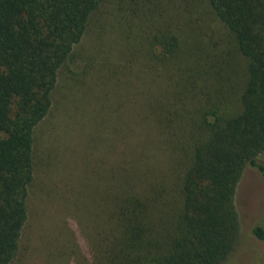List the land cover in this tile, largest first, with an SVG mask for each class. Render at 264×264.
Masks as SVG:
<instances>
[{"label":"trees","instance_id":"16d2710c","mask_svg":"<svg viewBox=\"0 0 264 264\" xmlns=\"http://www.w3.org/2000/svg\"><path fill=\"white\" fill-rule=\"evenodd\" d=\"M134 1L126 5L129 27L141 6ZM172 1L174 21L154 25L153 9L150 31L124 47L120 60L137 55L135 63L161 78L155 92L152 85L142 91L138 111L171 136L180 123L178 197L167 199L164 186H151L147 197L121 187L111 197L116 237L104 246V264H223L240 238L235 195L246 166L264 178V0H206L223 25V35L207 42L193 27L195 14L179 23L181 5ZM104 2L0 0V264L15 260L29 217L36 127ZM121 153L122 164L135 160L125 147ZM122 164L128 180L136 170ZM253 232L264 240L262 224Z\"/></svg>","mask_w":264,"mask_h":264},{"label":"rangeland","instance_id":"374dc122","mask_svg":"<svg viewBox=\"0 0 264 264\" xmlns=\"http://www.w3.org/2000/svg\"><path fill=\"white\" fill-rule=\"evenodd\" d=\"M168 1L135 0L141 6L129 27V20L124 19L128 0L121 1L124 15L120 3L105 0L75 46L79 59L60 70L52 109L35 130L36 171L28 199L29 217L11 264H104V246L116 237L109 233L114 223L111 197L121 187L133 185L135 192L147 197L151 186H164L167 199L178 197L183 167L177 161L184 140L180 123H174L177 135L171 136L142 118L144 114L138 111L142 91L152 85L155 92L162 82L135 63L137 55L120 60L124 47L134 45L139 33L150 31L153 9H157L154 25L174 21L173 1L171 7ZM187 1L176 0L181 5L179 23L191 11L197 18L193 27L202 40L219 39L223 25L210 14L207 1L189 0V6ZM124 147L127 158L134 161L122 164ZM260 160L264 163V151ZM121 164L136 170L128 180L119 170ZM235 202L240 238L223 264H264V240L253 232L255 225L264 226V178L256 167L246 166Z\"/></svg>","mask_w":264,"mask_h":264}]
</instances>
